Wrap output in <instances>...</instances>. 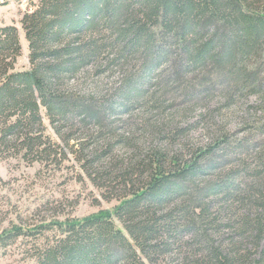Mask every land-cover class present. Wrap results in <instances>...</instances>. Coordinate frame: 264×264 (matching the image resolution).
Returning <instances> with one entry per match:
<instances>
[{
	"label": "trees",
	"instance_id": "1",
	"mask_svg": "<svg viewBox=\"0 0 264 264\" xmlns=\"http://www.w3.org/2000/svg\"><path fill=\"white\" fill-rule=\"evenodd\" d=\"M27 2L20 24L28 71L14 69L21 56L17 28H0V156L17 149L35 158L53 152L43 108L52 126L91 131L87 141L100 145L86 155L90 145H79L78 162L94 186L119 200L112 213L58 224L59 237L35 250L33 264H264V149L252 167L232 168L252 141L233 140L223 125L211 142L179 152L164 144L172 146L187 129L144 121V134L160 141L137 147V138L114 128V117L138 104L159 109L149 92L161 67L167 69L158 77L175 83L174 91L225 89L219 112L249 94L264 105V0ZM95 61L139 67L110 95L63 87ZM260 129L264 135V123ZM120 145L135 149L133 155L116 160L112 152ZM19 234H4L0 243Z\"/></svg>",
	"mask_w": 264,
	"mask_h": 264
},
{
	"label": "rangeland",
	"instance_id": "2",
	"mask_svg": "<svg viewBox=\"0 0 264 264\" xmlns=\"http://www.w3.org/2000/svg\"><path fill=\"white\" fill-rule=\"evenodd\" d=\"M27 8V0H0V28L13 25L18 31L21 56L14 67L17 72L30 68L28 43L20 24ZM133 67L138 69L139 64L133 61L110 68L105 61H95L72 78L65 79L63 87L81 95H110ZM166 69L161 67L157 71L159 73L151 83L149 92L156 95L162 104L159 109L153 110L138 104L131 114L117 115L114 117L117 133L134 136L139 140L134 146L142 147V142L156 145L160 141L159 135L144 134V121L150 120L158 127L164 125L167 131H174L175 127L187 129L184 136H180L172 146L164 144L168 150L179 152L186 146L211 142L223 125L232 134L233 140L252 141L249 143L252 150L241 152L237 161L229 166L241 167V163H247L252 167L256 163V156L261 155L264 149V135L260 133L261 124L264 123V105L260 97L245 95L229 109L219 112L225 103V89L202 95L185 91V87L174 91L175 83L164 84L158 77ZM40 115L44 135L52 144L53 152L35 158L30 155L24 157L25 151L17 149L0 156V236L21 232L15 237L10 236L11 239L8 237L7 243H0V264H33L31 256L35 250L59 237L58 224L82 220L99 212L112 213L119 204L110 191L101 190L91 183L78 162L92 147L100 145L87 141L86 133L91 131L78 130L67 123L52 126L43 108L40 109ZM81 144L85 148L86 144L90 145V149H84L82 154ZM133 150L120 145L113 150L112 156L116 160L126 159L133 155ZM114 223L118 229L122 228L115 218ZM29 232L35 233L29 235Z\"/></svg>",
	"mask_w": 264,
	"mask_h": 264
}]
</instances>
